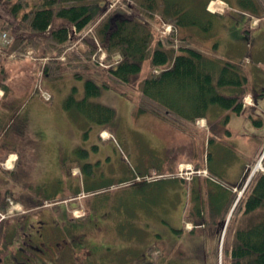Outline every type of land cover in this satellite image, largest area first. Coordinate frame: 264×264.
Masks as SVG:
<instances>
[{
  "label": "rangeland",
  "instance_id": "obj_1",
  "mask_svg": "<svg viewBox=\"0 0 264 264\" xmlns=\"http://www.w3.org/2000/svg\"><path fill=\"white\" fill-rule=\"evenodd\" d=\"M34 1L29 0L33 4ZM158 1L161 3L160 0ZM179 1L186 4V9H199L206 3V9L210 13L207 14V20L211 22V29L214 30L212 32L215 35L212 38L208 32L198 27H190L187 30L188 33L194 34L196 39H199V42L186 45H193L202 50L208 49L224 62L240 63L250 80V84L256 88L260 85L259 83L264 82V8L259 10V14H251L240 3H237L235 7H231L229 3L223 0ZM213 3H215V7L212 10ZM218 3H223L222 7ZM93 4H97L100 7L96 11L98 12L96 19L90 27L81 33L72 35L73 44L70 47L79 45L83 50L87 49L86 45L88 42L95 39L91 29L97 26L111 12L110 10L114 11L116 8H122L124 9L122 10L123 12H128L130 10L129 4L134 6V0H98L93 2ZM224 7L225 11H217L219 8L222 9ZM215 8L217 9L215 10ZM9 11L8 0H0V26L6 21L8 26L14 27V29L7 30L13 44L16 38L17 22L10 16ZM130 14L137 13L134 11ZM157 14L155 19L151 21L154 42L157 38H160L158 36L161 34L163 24H165L160 11ZM178 36L176 38L172 37L175 46H177L176 48L181 44L180 35ZM244 36H246V39L244 38L243 40L242 37ZM95 42L93 43L96 46L94 56H97L93 65L106 77V70L111 67L110 65L113 61L106 59L104 50V52L97 54V46L99 44L97 39ZM154 42L151 44V49ZM241 43L247 45V51H245L246 49L243 51ZM214 44L216 45L213 46ZM30 50L32 56L24 57L23 55ZM73 52L71 48L67 49L63 52V55L57 56L52 61L61 62L62 59L70 61L74 55ZM150 55L151 50L149 52ZM149 58L143 63L142 72L139 75V79L134 83V88H130L131 86L121 87L122 92L133 93V100L123 98L122 95L110 90H103L101 94L95 97L112 106L117 112L118 119H115L112 123V133H110L107 130L99 129L98 131L97 127L93 129L92 126H89L90 123L83 129L80 124L83 125L82 117L85 119L86 117L81 112L76 110V112H73V118H71L69 115L63 114L57 108H54L55 104L52 105V101H47L41 95L40 85L41 89L50 93L57 92L56 106L68 111L65 108V101L68 98L62 99V96L67 89L69 94L74 91L72 89L73 85H82L79 79L73 80L66 75L65 78L59 81H47L44 78L43 68L38 62L40 60L39 52L32 47H29L26 52L7 50L6 54L0 57V91H2V95H0V120L6 128L3 138L7 144V151L9 150L8 152H10L8 161H10L11 157L15 159H11L12 166H3V168L8 172L10 190L18 192L12 194L13 196L15 195L18 201L10 197L14 202L34 201L39 204L44 194H32L31 191L41 192L42 189L46 194L57 195L54 196V200H46L44 202L46 204L57 202L59 206L66 210L70 217L73 216L75 218L84 214V212H92V217L90 218L92 225L99 224L100 227H103L111 222L115 224V221H124L129 224L127 235H134L135 238L125 240L123 236L119 238L118 234L117 236L114 235V238L108 243H115L109 245V247H102V251H104L103 253L101 252L102 257L108 259L113 258L114 255H122L124 259H120L118 264L129 263L125 261L129 259H132L131 264H145L142 256L146 254L151 258L152 264H159L161 257L172 264H181L184 258L188 256L193 258L194 256L193 253L187 256L186 254L189 252L184 254L176 249L177 245H174L173 239L178 237L180 240H186L190 236V234L188 235L185 232H175V230L180 228L179 224L183 223V218L187 214L183 201L184 190L180 186L179 191L177 190L175 195L170 193L171 188L176 186L175 184H177L178 180L164 179L146 182L145 176H140V180L138 179V173L147 166L149 158H151V161L155 160L156 163L160 160L157 150H153L151 152L152 155L150 154L151 149L147 138L149 125L155 123L153 122L154 117H152L154 115H139L138 113L141 84L150 73H156L155 69H151ZM113 60L116 61V54L113 56ZM255 83H258V86ZM2 85L7 86V90H4ZM32 95L33 97L31 98ZM38 98L43 103L38 102ZM259 99L263 100L264 94ZM245 101H247V105L251 106L254 103L253 96H248ZM23 105L26 108H23ZM260 107H264L263 102L260 103ZM262 115H264V112ZM101 134H105L106 137ZM87 136L89 137L87 138ZM103 143L104 147L98 152L93 149L94 146H97L98 149L100 145L103 146ZM165 143L168 142L166 141ZM182 143L183 146L180 150L172 147V151L169 153L168 149H165L166 154L164 157L166 163H170L171 158L173 160H183L185 155L191 154L186 142L182 141ZM78 148L87 151V155L83 157L84 159L92 161V164L96 166L99 165L96 170V178L101 170L108 175L107 178H102V176L101 179L98 178L105 185L101 190L97 191L99 193L94 192V194L90 193L87 195L88 193L82 190L87 178L80 171L81 165L74 167L75 158L80 157V154L77 153ZM106 153H109V161L112 160L110 163L104 160L103 155ZM72 155L73 159L69 157ZM100 159L101 161H99ZM60 160L68 164L64 166H69V168L66 167L69 171H67L63 181L61 174H59V168L62 167ZM257 164L258 162L254 167ZM201 167L204 166L202 165ZM179 168V170H174V164H169L167 169L170 174H166L165 177H169V175L177 177L182 172L187 179H178L183 181L185 187L188 188L194 179L206 178L197 176L201 172L198 169L205 170L206 168L193 166L188 170L184 167V171H182L183 165H180ZM113 173L117 177H109ZM121 173L124 175H121ZM122 181L127 182L120 184ZM92 183H95V181ZM31 186L35 189H31ZM73 188L80 190L81 193L78 194V197L70 192V189L72 190ZM166 192L167 195L165 194ZM235 192L237 198L241 188H238ZM187 197L189 198V194ZM160 204L163 210H160ZM231 215L227 227H223V230L218 233L220 239H218V247L216 249V264L229 263V256L226 255V245L231 240V231L234 225L236 226L237 224L236 219L240 218L238 213L233 217ZM188 224V226L192 227L191 223ZM223 232L224 238L221 243ZM145 234L147 235L144 237L143 235ZM117 239L119 241L123 239L124 242L118 244ZM213 244L214 240L211 239L210 246L213 247ZM151 248L152 251L149 256L148 252ZM83 255H88L87 249H85Z\"/></svg>",
  "mask_w": 264,
  "mask_h": 264
},
{
  "label": "trees",
  "instance_id": "obj_2",
  "mask_svg": "<svg viewBox=\"0 0 264 264\" xmlns=\"http://www.w3.org/2000/svg\"><path fill=\"white\" fill-rule=\"evenodd\" d=\"M95 1L98 0H35L33 4L29 0H8L10 16L17 22V26L15 41L7 50L26 52L32 47L39 52L38 62L47 81H59L66 75L73 80L79 79L83 85L84 95L78 97L80 87L73 85L74 91L67 95L68 99L65 101V108L72 114L77 110L90 123L100 126L101 130L111 132L112 123L118 119L116 110L108 105L96 103L93 99L103 90H110L133 100V93L122 92L121 87L134 88V83L142 72L143 63L148 57L151 69L160 68L161 71L150 73L143 80L140 89L141 99L138 103L139 115L151 114L174 125L183 124V121L195 122L211 115L218 119L217 125L222 124L224 127L231 113L243 112V98L247 93H253L254 97L257 94L262 96L264 90L258 91V87L250 84L240 63L224 62L208 49L202 50L193 45H186L199 42L194 34L188 33L190 27H198L208 32L211 37L215 36L211 22L207 20V14L210 13L206 9V3L199 9H186V4L179 0H160L161 3L158 0H134V6L129 4L128 12H123L122 8L110 10L111 12L91 29L95 39L88 42L87 49L83 50L79 45L70 47L73 44L72 35L81 33L96 19L98 14L96 11L100 7L93 4ZM238 3L251 14H259V10L264 8V0H238ZM134 11L137 14H130ZM159 11L163 20L173 25L174 32L163 36L160 34L158 36L160 38L154 42L151 21ZM0 29L8 30L14 27L8 26L4 21ZM177 34L180 35L181 43L178 48L172 40V37L178 36ZM96 39L99 44L97 54L104 50L106 59L113 61L111 67L106 70V77L93 65L97 56H94L96 46L93 44L96 43ZM70 48L74 51L70 61L68 59L66 61L62 59L61 62L52 61ZM115 54L120 55L116 61L113 60ZM2 87L7 90V86ZM218 111L223 114L229 113L220 116L216 113ZM254 123L261 126L263 122L262 119H254ZM223 132L230 135L228 130ZM78 149L80 157L75 158L74 167L81 165L80 169L87 178L84 182L86 185L87 180L95 177V168L98 166L86 162L83 157L87 155V151ZM93 149L96 152L100 150L97 146ZM69 157L73 159V155ZM60 163L62 167L59 174L63 181L69 171L66 167L69 166H64L68 164L63 160H60ZM102 183L100 180L92 186L95 193L105 186ZM31 192L45 195L39 204L53 200L54 196H57L46 194L42 189L41 192ZM12 194L15 193L9 190V196L16 200ZM222 199L217 194L212 199L213 205L219 207L223 204ZM235 200L236 195L221 219L223 223ZM29 202L37 204L34 201ZM237 213L240 218L236 219L237 224L231 231V240L226 245L228 264H264L263 173L257 172L251 179L231 216ZM208 225L210 226V223ZM196 235L191 234L192 237ZM151 251L152 248L149 253ZM98 259L107 260L111 264L119 263L116 258L106 259L102 255Z\"/></svg>",
  "mask_w": 264,
  "mask_h": 264
},
{
  "label": "crops",
  "instance_id": "obj_3",
  "mask_svg": "<svg viewBox=\"0 0 264 264\" xmlns=\"http://www.w3.org/2000/svg\"><path fill=\"white\" fill-rule=\"evenodd\" d=\"M223 1L229 3L231 7H235L238 3V0ZM218 4L222 5L223 3ZM244 38L246 39V36L242 37L243 40ZM241 47L243 51L245 49V51H247L248 49L245 43H241ZM259 84L260 87H258L264 90V82ZM78 87H80L78 97L81 98L84 95L83 85ZM68 94L69 90L67 89L64 92L62 99L66 98ZM52 95V105L55 104L54 108H57L61 113L69 115L73 118L72 112L66 111L60 106H56L55 99L56 95H58L57 92H52ZM32 97L33 95L31 98ZM122 97L126 98L124 96ZM37 101L43 103L39 98ZM93 101L103 105H108L100 101L98 98H94ZM262 102L264 103V99L262 100L257 97L254 100V106L245 109L241 114L231 113L230 119L224 127L222 124L217 125L218 119H214V116L211 115L205 118H200V124H197V120L195 122L183 121V124L178 125L165 122L160 120L158 117L151 115L154 117L153 122L155 123L149 125V133H147L148 145L151 149L150 154L152 155L151 152L153 150H157L160 160L156 163L155 160L151 161V158H149L147 166L142 168L141 172L138 173L140 174L139 176L170 174L167 168L169 164L173 163L174 170H179L180 165H183V167L191 165L198 168H206L212 176L224 181L229 186V188H225L210 181L208 178H197L191 181L192 183H190L191 186L189 188L185 187L183 181L179 180L177 184H175L176 186L171 188L170 193L173 195H175L177 190L179 191L180 186L182 187V190H184L183 201L187 214L186 217L183 218V223L179 224L180 231L178 233L185 232L188 235L191 233L185 229L184 222L192 223L195 227H205L195 229L192 234L196 232L199 233L193 237L188 236L186 240H180L178 237L173 238L174 245H177L176 249L184 254L189 252L186 254L187 256L190 253L194 254L193 258H190L189 256L184 258L183 263L181 264H216L218 232H215L214 229L218 226V222L221 221L229 206L233 202V197L236 195L233 188H237L242 185L248 166L255 164L254 162H256L258 157L264 152V115H262L264 107H260V103ZM23 108L26 107L24 106ZM216 113L220 116H224L229 112H225L223 114V112L218 111ZM257 118H261L263 120V125L261 127H258L254 123V119ZM82 121L83 125L80 124V126L85 129L90 122L87 118L85 119L83 117ZM89 126H92L93 129L97 127L98 131L101 129V127L96 124L90 123ZM226 130L230 132V135L224 134L223 131ZM5 132L6 129L0 120V158H6L9 154V150L7 151L6 147V141H4L3 138ZM165 135L167 136L166 138ZM166 141L168 143H165ZM182 141L186 142V146L191 151V154L185 155L183 160H173L171 158L170 163H166L164 157L166 154L165 149H168L169 153L172 151V147L180 150L183 146ZM202 165L204 167H201ZM165 194L167 195V192ZM188 194L189 198L187 197ZM217 194L223 198V204L219 207L213 205L212 203L213 197ZM159 206L160 210H163L162 205L160 204ZM209 223L211 228L214 229L204 231L207 227H210L208 225ZM110 226L114 227L111 224ZM211 239L214 240L213 247L210 246ZM117 241L118 243L124 242L123 239H120V241L117 239ZM181 248H183V250H181ZM198 252H200V254H198ZM144 257L145 258L142 256L145 260V264H152L151 259L148 258L146 254ZM159 261V264H168V261L166 259H162V257Z\"/></svg>",
  "mask_w": 264,
  "mask_h": 264
},
{
  "label": "flooded vegetation",
  "instance_id": "obj_4",
  "mask_svg": "<svg viewBox=\"0 0 264 264\" xmlns=\"http://www.w3.org/2000/svg\"><path fill=\"white\" fill-rule=\"evenodd\" d=\"M108 159L109 156L106 155L104 160L110 163ZM3 161L4 157H1L0 264H111L107 260L98 259L102 255L100 247L103 244L99 242L95 232L100 230L99 224L92 225L90 222L92 212L73 218L57 202L35 204L21 201L11 206L8 202V172L3 168ZM101 176L107 178L108 175L101 170L97 178L87 180L82 190L88 193L87 195L94 192L92 186L100 181L98 178L101 179ZM109 177L117 176L113 173ZM94 181L95 183H92ZM70 192L76 197L81 193L77 188L70 189ZM68 211L70 212L69 209ZM111 224L114 226L111 231L118 233V236H124L125 239L135 238L134 235H127L130 225L126 222L115 221V224ZM85 249L88 250L86 256L83 255ZM122 257L114 255L113 259L116 258V261L120 262ZM125 261L129 262L126 264H131L132 259Z\"/></svg>",
  "mask_w": 264,
  "mask_h": 264
},
{
  "label": "built area",
  "instance_id": "obj_5",
  "mask_svg": "<svg viewBox=\"0 0 264 264\" xmlns=\"http://www.w3.org/2000/svg\"><path fill=\"white\" fill-rule=\"evenodd\" d=\"M12 38L6 31H0V51L3 50L4 47L11 44ZM29 56L31 55V51L28 53Z\"/></svg>",
  "mask_w": 264,
  "mask_h": 264
},
{
  "label": "bare ground",
  "instance_id": "obj_6",
  "mask_svg": "<svg viewBox=\"0 0 264 264\" xmlns=\"http://www.w3.org/2000/svg\"><path fill=\"white\" fill-rule=\"evenodd\" d=\"M215 7V4H212V9ZM217 8H215V10H216ZM104 136H105V134H104ZM15 157H16V155H15ZM11 159H15V158H10V161L6 164L8 167H10L9 165H11ZM226 227V226H225ZM224 236V232H223V235H222V237Z\"/></svg>",
  "mask_w": 264,
  "mask_h": 264
}]
</instances>
